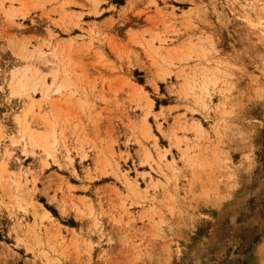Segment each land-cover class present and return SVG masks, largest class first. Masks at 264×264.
<instances>
[{"label":"rangeland","instance_id":"obj_1","mask_svg":"<svg viewBox=\"0 0 264 264\" xmlns=\"http://www.w3.org/2000/svg\"><path fill=\"white\" fill-rule=\"evenodd\" d=\"M0 264H264V0H0Z\"/></svg>","mask_w":264,"mask_h":264},{"label":"bare ground","instance_id":"obj_2","mask_svg":"<svg viewBox=\"0 0 264 264\" xmlns=\"http://www.w3.org/2000/svg\"><path fill=\"white\" fill-rule=\"evenodd\" d=\"M13 74H14V73H13ZM22 85H23V84H22ZM29 100H30V99H29ZM42 214H43V215H47V216L49 215L48 212L45 211V210L42 211ZM43 215H42V216H43Z\"/></svg>","mask_w":264,"mask_h":264}]
</instances>
